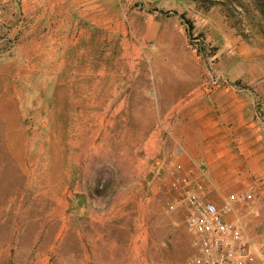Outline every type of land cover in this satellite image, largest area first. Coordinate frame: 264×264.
<instances>
[{
  "label": "rangeland",
  "instance_id": "obj_1",
  "mask_svg": "<svg viewBox=\"0 0 264 264\" xmlns=\"http://www.w3.org/2000/svg\"><path fill=\"white\" fill-rule=\"evenodd\" d=\"M178 2L186 41L159 47L118 5L0 0V264H183L167 209L183 107H252L236 149L260 191L233 195L259 201L246 238L264 264V0Z\"/></svg>",
  "mask_w": 264,
  "mask_h": 264
},
{
  "label": "crops",
  "instance_id": "obj_2",
  "mask_svg": "<svg viewBox=\"0 0 264 264\" xmlns=\"http://www.w3.org/2000/svg\"><path fill=\"white\" fill-rule=\"evenodd\" d=\"M75 5V12L107 14V10L118 5L121 16L143 15L146 32H151L158 39L159 47H173L178 39L186 41V30L174 20L173 12L179 8V0H70ZM252 107H183L177 113L171 125L169 137L178 145L173 152L175 164H182L185 169L195 171L196 175L206 177L213 198L222 205L230 201L234 193H241L254 188L260 191L259 179L262 172L253 174L251 169L258 166L251 158L240 160L236 145L249 141L250 137L240 134L244 126L249 129L251 121L244 122V112ZM244 161V162H242ZM257 163V165H256ZM254 166V167H253ZM248 180L239 181L240 176ZM254 176V177H252ZM260 176V177H259ZM230 219L238 223L248 239L256 241L261 227L253 222V210L258 209L256 201L245 203L232 202ZM252 222V223H251Z\"/></svg>",
  "mask_w": 264,
  "mask_h": 264
},
{
  "label": "built area",
  "instance_id": "obj_3",
  "mask_svg": "<svg viewBox=\"0 0 264 264\" xmlns=\"http://www.w3.org/2000/svg\"><path fill=\"white\" fill-rule=\"evenodd\" d=\"M217 80L210 77L209 85ZM167 203L170 212L179 208L191 236L194 253L183 264H259L260 254L245 237L241 226L230 219L232 202H246L252 195H233L219 205L203 175L178 163L169 171Z\"/></svg>",
  "mask_w": 264,
  "mask_h": 264
},
{
  "label": "bare ground",
  "instance_id": "obj_4",
  "mask_svg": "<svg viewBox=\"0 0 264 264\" xmlns=\"http://www.w3.org/2000/svg\"><path fill=\"white\" fill-rule=\"evenodd\" d=\"M88 142V141H87ZM92 145V144H91Z\"/></svg>",
  "mask_w": 264,
  "mask_h": 264
}]
</instances>
